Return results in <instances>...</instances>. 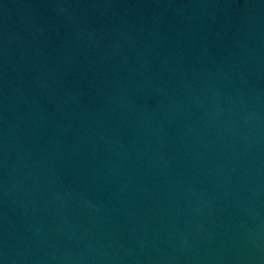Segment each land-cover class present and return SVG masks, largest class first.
<instances>
[{
    "label": "water",
    "instance_id": "obj_1",
    "mask_svg": "<svg viewBox=\"0 0 264 264\" xmlns=\"http://www.w3.org/2000/svg\"><path fill=\"white\" fill-rule=\"evenodd\" d=\"M0 264H264V0H0Z\"/></svg>",
    "mask_w": 264,
    "mask_h": 264
}]
</instances>
